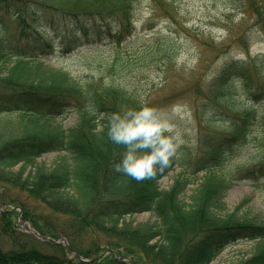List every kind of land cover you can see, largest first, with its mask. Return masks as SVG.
I'll list each match as a JSON object with an SVG mask.
<instances>
[{
  "label": "trees",
  "instance_id": "16d2710c",
  "mask_svg": "<svg viewBox=\"0 0 264 264\" xmlns=\"http://www.w3.org/2000/svg\"><path fill=\"white\" fill-rule=\"evenodd\" d=\"M138 1L0 0V22L8 18L19 24L12 35H0V115L18 117L0 127V205H19L23 218L40 232L54 237L63 233L70 242L67 247L23 234L15 227L17 211L4 207L0 211V244L7 248L0 245V264H205L226 245L243 238H258V242L237 264H264V221L237 214L247 198L233 210L222 212L221 196L231 180L211 170L247 144L254 136V125L264 130V113L259 116L254 108L237 111L227 107V132L211 137L214 148L200 158L198 166L209 171L187 203L181 195L188 177L178 176L167 189L160 188L159 179L174 167L175 157L155 176L143 180L113 167L124 146L108 138L109 116L139 107L144 101L141 96L124 85L97 81L46 62L55 49L46 32L55 30L58 21L63 20L69 31L68 40L60 45L64 53L72 49L76 38L88 39L93 29L96 33L100 29L88 18L104 20L118 14L128 21ZM251 65L260 77L252 95L263 96V64ZM249 73L248 65L241 61L224 64L207 84L209 98L224 99L230 91L229 81L236 76L248 79ZM194 88L200 87L196 84ZM73 111L77 112L73 124L54 122L57 115ZM62 149L71 158L65 155L52 167L33 163L44 152ZM20 161L34 164V169L26 174L24 167L15 171L12 167ZM241 169L247 179L264 176V162ZM31 202H42L52 212L66 216L62 228L55 231L50 218L33 215ZM142 211H151L155 221L134 223L124 218ZM94 233H100L103 241L86 243L85 236ZM72 248L90 260H80ZM108 248L113 251L102 255ZM114 252L128 260H118Z\"/></svg>",
  "mask_w": 264,
  "mask_h": 264
},
{
  "label": "rangeland",
  "instance_id": "374dc122",
  "mask_svg": "<svg viewBox=\"0 0 264 264\" xmlns=\"http://www.w3.org/2000/svg\"><path fill=\"white\" fill-rule=\"evenodd\" d=\"M54 19L62 20L58 16ZM87 20L91 25L98 24L100 29L97 33L93 29L88 39L76 38L77 42L71 44L70 47L74 48L69 53L60 49V45L68 40L69 32L64 21H58L55 30H47L46 34L57 47L47 62L54 66L63 65L82 76L91 75L98 78L97 81L124 85L145 102L161 109L175 126L174 132L179 134L181 143L175 155L178 164L160 178L159 184L167 189L181 176L179 171L186 170L191 179L181 196L189 203L190 195L207 173V170H202L192 174L194 165L197 167V158L210 150L211 137L227 132V107L237 111L254 108L258 114L263 112L264 95H252L258 88L260 77L253 72L251 64L260 63L264 67V0H139L133 7L129 22L117 14L102 23L95 18ZM18 28L15 20L5 18L0 22V35L10 36ZM85 51L88 53L83 57L81 52ZM236 60L248 65L250 78H232L229 94L219 102L212 100L206 92L207 84L224 64ZM196 84L199 89L194 88ZM2 115L0 127L18 118L16 114ZM76 119L77 114L73 111L56 116L54 122L69 126ZM253 135L236 155L213 170L233 182L222 193L223 207L220 210L231 211L248 198L237 214L264 221V177L249 180L237 171L241 167L264 162L262 126L254 125ZM65 154L64 151L51 152L35 161L52 167ZM188 162L194 165H188ZM21 166L22 162L12 168L17 170ZM31 169V164L25 165V173ZM2 188L0 185V190ZM235 189H240L236 195ZM30 211L45 220L50 218L49 224L55 231L62 228L66 219L42 202H31ZM125 218L136 223L155 221L154 214L149 212L134 214L133 217L126 215ZM18 228L21 230L18 231L33 237L21 225ZM91 240L101 242L103 238L100 233L87 234L85 242L90 243ZM257 242L258 239H244L228 245L209 264H237L253 252ZM34 244L50 250L45 245ZM0 245L7 248L6 244Z\"/></svg>",
  "mask_w": 264,
  "mask_h": 264
},
{
  "label": "clouds",
  "instance_id": "9594fccd",
  "mask_svg": "<svg viewBox=\"0 0 264 264\" xmlns=\"http://www.w3.org/2000/svg\"><path fill=\"white\" fill-rule=\"evenodd\" d=\"M174 127L161 109L145 101L139 107L112 112L108 138L124 146L121 158L113 163L115 171L137 180L155 176L171 163L180 146Z\"/></svg>",
  "mask_w": 264,
  "mask_h": 264
},
{
  "label": "water",
  "instance_id": "95a60500",
  "mask_svg": "<svg viewBox=\"0 0 264 264\" xmlns=\"http://www.w3.org/2000/svg\"><path fill=\"white\" fill-rule=\"evenodd\" d=\"M41 238H43V239H50V240H52V241H56L55 239H53V238H51V237H49V236H41ZM77 255H78V253H76ZM79 256V255H78Z\"/></svg>",
  "mask_w": 264,
  "mask_h": 264
},
{
  "label": "bare ground",
  "instance_id": "6f19581e",
  "mask_svg": "<svg viewBox=\"0 0 264 264\" xmlns=\"http://www.w3.org/2000/svg\"><path fill=\"white\" fill-rule=\"evenodd\" d=\"M238 191H240V189H235L234 194L236 195Z\"/></svg>",
  "mask_w": 264,
  "mask_h": 264
}]
</instances>
